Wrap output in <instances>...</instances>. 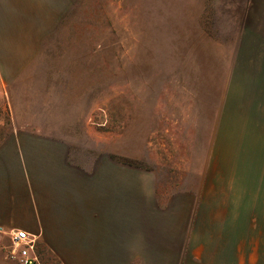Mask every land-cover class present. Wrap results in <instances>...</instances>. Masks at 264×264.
Masks as SVG:
<instances>
[{
  "label": "crops",
  "instance_id": "0c3cea01",
  "mask_svg": "<svg viewBox=\"0 0 264 264\" xmlns=\"http://www.w3.org/2000/svg\"><path fill=\"white\" fill-rule=\"evenodd\" d=\"M73 2L0 0L2 86L20 85ZM257 9L185 187L162 199L151 172L78 158L58 128L17 123L0 142V232L26 230L60 264H264V0Z\"/></svg>",
  "mask_w": 264,
  "mask_h": 264
},
{
  "label": "rangeland",
  "instance_id": "374dc122",
  "mask_svg": "<svg viewBox=\"0 0 264 264\" xmlns=\"http://www.w3.org/2000/svg\"><path fill=\"white\" fill-rule=\"evenodd\" d=\"M262 1L74 0L20 85L0 84V142L17 123L43 134L58 128L75 140L73 156L104 152L151 172L166 198L191 179L194 142L200 155ZM10 250L9 232H0V264H21Z\"/></svg>",
  "mask_w": 264,
  "mask_h": 264
},
{
  "label": "built area",
  "instance_id": "2783aa9c",
  "mask_svg": "<svg viewBox=\"0 0 264 264\" xmlns=\"http://www.w3.org/2000/svg\"><path fill=\"white\" fill-rule=\"evenodd\" d=\"M9 239L12 258H16L21 264H40L36 254V236L24 229L9 230Z\"/></svg>",
  "mask_w": 264,
  "mask_h": 264
}]
</instances>
